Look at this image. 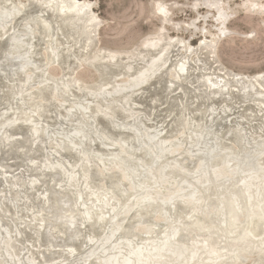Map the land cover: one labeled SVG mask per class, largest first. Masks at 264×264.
<instances>
[{"label":"bare ground","instance_id":"obj_1","mask_svg":"<svg viewBox=\"0 0 264 264\" xmlns=\"http://www.w3.org/2000/svg\"><path fill=\"white\" fill-rule=\"evenodd\" d=\"M94 4L0 0V264H264V70L218 59L224 3L193 44L154 0L125 49Z\"/></svg>","mask_w":264,"mask_h":264},{"label":"rangeland","instance_id":"obj_2","mask_svg":"<svg viewBox=\"0 0 264 264\" xmlns=\"http://www.w3.org/2000/svg\"><path fill=\"white\" fill-rule=\"evenodd\" d=\"M90 1L95 3L94 10L104 21L98 35L100 43L106 47L130 48L142 36L154 32L160 24L158 16L153 15L151 12L150 6H152L154 0ZM173 1H179L181 4L186 5V7L184 5L179 10L175 9L174 13H171L173 20L183 22L184 27L182 26L181 33L179 32L181 36L189 37L192 32H196L195 40L192 41L194 44L201 33L202 36L207 37L213 34L217 35L218 23L213 18V9L198 5L197 9L192 7V10L191 4L194 0ZM221 1L224 3L223 7L229 17L225 25L228 34L219 38L216 47L218 59L225 67L235 72L254 74L263 71L264 0ZM260 7H262V10L258 9ZM192 20L196 22L194 26L198 27L196 31H193L195 27L188 28L186 26ZM202 30L205 32H201ZM171 32L173 33V31ZM57 71V68H51V72L57 73ZM78 75L87 81L95 79V73L86 67H83L81 71L79 70Z\"/></svg>","mask_w":264,"mask_h":264},{"label":"water","instance_id":"obj_3","mask_svg":"<svg viewBox=\"0 0 264 264\" xmlns=\"http://www.w3.org/2000/svg\"><path fill=\"white\" fill-rule=\"evenodd\" d=\"M43 131H44V130H43ZM43 131H42V132H43ZM140 140H141V139H140ZM140 140H139V141H140ZM127 143H128V142H125V143H124V146L128 148V146H130V145L127 146V145H126ZM130 144H131V143H130ZM76 145L78 146V145H80V144H76ZM132 145L134 146V143H133ZM133 146H132V147H133ZM120 149H121V148H120ZM128 149H129V148H128ZM116 151H117V150H116ZM118 151H119V150H118ZM86 154H89V152L83 150L81 156H84V155H86ZM137 155H138V153H137ZM137 155H136V156H137ZM134 156H135V155H134ZM134 156H132V158L135 159V161L133 160V162H132V164H134V168H133L132 166H130V164H129L127 170H126V171L124 170L126 174H127V172H128V175H129V174L131 175L132 173L134 174V172L137 171L138 169H139V173L145 171V170H144L145 166L143 165L142 162L140 163L141 160L136 159V157H134ZM129 170H130V171H129ZM105 172L108 173V171H105ZM130 175H129V177H130ZM129 177H127V179H128V183H130L131 186L137 187V185L135 184V181H134L135 177L133 176L134 179H133V178L131 179V178H129ZM131 177H132V176H131ZM136 183H137V182H136ZM138 188H139V187H138ZM139 190H140V189H139ZM134 192H135V194H136L138 191H134ZM136 195H137V194H136ZM78 201L81 203V202H82V197H79ZM123 207H124V206H123ZM117 208H118V207H116L115 209H117ZM205 211H206V209H205V207H204V209H203V210L200 212V214H199V216H201V214H202V217H199V219H200V218H201V219H205V218L203 217V214L205 215ZM160 214L163 215L162 213H159V215H160ZM154 215H155V214H154ZM154 215H153V216H154ZM163 216L165 217V215H163ZM236 219H237V218H236ZM165 220H168V219H165ZM1 222H2V221L0 220V223H1ZM140 225H142V226H143V225H145V226L148 225V226H149V225H152V224H150V222L147 221V222H143V223H141ZM140 225H139V226H140ZM153 227H154V226H153ZM157 227H158V226H157ZM160 227H163V226H160ZM184 229H185V228L180 229L179 232H180V233H181V231H182V232H185L186 230H184ZM186 229H187V231H188L189 228H186ZM2 232H4V230H3ZM9 233L11 234V232H9ZM129 234H130V233H129ZM19 235H21L20 230H19V232H18V234H17L16 236L18 237ZM180 235H181V234H180ZM130 236L133 237V238H135V237L133 236L132 233L130 234ZM15 238H16V237H15ZM223 250H224V249H223ZM71 253H72V252H71ZM212 253H215V252H212ZM69 254H70V253H69ZM196 262H197V260L194 262V264H195ZM43 263H44V262H43ZM43 263H42V264H43ZM181 264H182V263H181Z\"/></svg>","mask_w":264,"mask_h":264}]
</instances>
